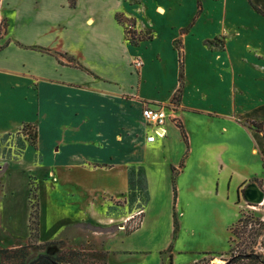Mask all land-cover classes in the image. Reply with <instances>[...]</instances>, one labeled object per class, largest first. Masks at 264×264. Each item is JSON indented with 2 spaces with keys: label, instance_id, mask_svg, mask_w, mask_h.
<instances>
[{
  "label": "crops",
  "instance_id": "0c3cea01",
  "mask_svg": "<svg viewBox=\"0 0 264 264\" xmlns=\"http://www.w3.org/2000/svg\"><path fill=\"white\" fill-rule=\"evenodd\" d=\"M144 1L155 17L178 12L177 0ZM144 3L2 0L7 25L0 39V138L32 125L36 140L31 145L21 135L18 159L0 156V248L31 236L30 205L18 210L8 182L15 164L29 174L40 172L51 191L47 209L37 194L38 177L29 176L36 181L38 241H67L82 224L103 228L92 238L105 264H185L183 226L173 234L176 211L185 219L197 200H220L235 173L237 204L249 183L257 180L264 189V0H195L192 15L177 28L179 37L190 40L200 26L209 29L201 56L189 64L183 59L177 117L187 145L171 122L163 138L146 142L150 128L143 124L142 104L170 103L179 87V63L172 84L162 85L165 58L155 33L140 30L132 13ZM116 15L152 37L131 43ZM29 149L33 158L26 161ZM129 165L144 167L149 198L138 228L126 234L124 223L134 216L124 214ZM104 198L121 200L122 206L116 203L123 211L106 214ZM238 218L239 212L229 232Z\"/></svg>",
  "mask_w": 264,
  "mask_h": 264
},
{
  "label": "rangeland",
  "instance_id": "374dc122",
  "mask_svg": "<svg viewBox=\"0 0 264 264\" xmlns=\"http://www.w3.org/2000/svg\"><path fill=\"white\" fill-rule=\"evenodd\" d=\"M35 3H38L40 0H33ZM143 3L145 2L142 0ZM204 3H207V0H203ZM2 0H0L1 6ZM22 2V1H21ZM139 0H128V3H138ZM178 9L176 13H172L169 17L159 18L152 15L149 9L144 3L143 6H139L135 9H132V13L139 20L138 28L143 30L144 28L152 29L155 33V45L156 48L160 51V54L165 58V66L163 70L159 71V79L161 84L171 85L172 79L176 76L178 72V57L177 50L183 52V59L186 60L188 64L191 62V59L196 57V55L202 54L205 49V44L202 43V38L205 33H208V28H203L200 26L194 33L192 40L188 38L179 37L178 27L186 23L189 17L192 15L195 8V0H177ZM35 7L34 3L32 4ZM160 13V10L157 11ZM156 12V13H157ZM4 16V15H3ZM0 13V29L6 28V19ZM120 23L123 28L126 27L129 31L132 32L131 36L134 39H131L129 34H126L128 40L131 43H135L138 39H148L151 38L152 33L148 30L138 33L136 27H134V20L124 18L122 15H118ZM124 20H126L124 26ZM125 30V28H124ZM2 31V30H1ZM3 38V33H0V39ZM174 39H178L179 42L175 41L173 44L177 48L171 46ZM137 60V59H136ZM133 65V64H132ZM33 131V130H32ZM26 133V132H25ZM24 133V134H25ZM13 137L8 138L5 141L0 140V156L4 159L7 155L11 156V159L17 160L21 152L17 148V141ZM25 139L30 140L29 137L24 135ZM21 139L23 137L21 136ZM33 145V141H29ZM32 151L29 149L25 153V160L30 161L33 157L31 155ZM254 163V161H252ZM27 167L15 164L9 169L10 180L8 181L13 187L14 196L16 198V207L22 212L24 209L30 205L31 208V218H30V239L25 243L13 246V247H1L0 250H11L17 249L19 253L18 257H26L31 260L36 255L40 253H47L50 255L62 256L64 259L63 264H105L103 253L101 249L95 248V232H104L103 228H97L91 224H82L78 228L80 230H72V233L67 235L68 240H60L54 242L40 243L37 239L38 233V197L43 200L44 206L49 209V201L51 197V191L46 186L44 182L41 181L40 172H35L34 174L28 173ZM257 171L258 164H257ZM241 173V170H240ZM37 178V194H36V181L31 177ZM240 174L235 173L234 179L230 184L224 185L221 189L223 194L220 200L215 199H199L197 202L193 203L189 210H191V216L186 215L185 219L181 216L177 220L179 223L178 233L181 231V226H183L182 236L184 237V244L187 246L185 249L184 256H180V261H185V264H224L232 255L238 253L240 250L245 249L249 250L253 245L247 239L246 241L240 233L242 232L241 225L235 223L233 225L236 234H229V227L235 222L236 213L239 212V218H248V223L255 222V220L264 219V202L262 205L258 206H248L247 203L242 198V192L238 198L237 204V185L236 180ZM5 175L1 174L0 178L3 179ZM29 177V178H28ZM0 179V180H1ZM258 188L264 193V189L261 186V183L253 181ZM229 183V182H227ZM27 184L28 189L27 191ZM176 187V186H175ZM2 190V188H0ZM177 194V193H176ZM137 199L135 202H131L129 205L127 203V198L124 201V214L127 212L134 213V218L127 220L124 223L125 225L130 221L128 228L134 227L138 224L140 216H138L142 210L143 197L142 193L136 194ZM28 196V201L26 200ZM104 206L107 211L109 208L112 215L119 214L123 211L122 207L115 205L116 202L120 203L122 206L121 200L117 201L115 199L110 200L104 198ZM140 206L139 208H136ZM111 215V214H110ZM18 226H20L18 224ZM249 229V227H248ZM76 233H79L80 236H75ZM239 233V234H238ZM264 233V231L262 232ZM93 237V238H92ZM262 240V237L258 238V242ZM245 245H247L245 247ZM205 253H210L211 255H204ZM214 254V255H212ZM192 257L196 259L194 263L189 262ZM212 258V260H211ZM189 262V263H188ZM180 264V263H177ZM184 264V263H181Z\"/></svg>",
  "mask_w": 264,
  "mask_h": 264
},
{
  "label": "trees",
  "instance_id": "16d2710c",
  "mask_svg": "<svg viewBox=\"0 0 264 264\" xmlns=\"http://www.w3.org/2000/svg\"><path fill=\"white\" fill-rule=\"evenodd\" d=\"M256 11L260 14H263L259 9H256ZM199 12V10H198ZM197 12V13H198ZM118 15H116V20L118 23H122L119 18H117ZM126 20H124V26ZM125 28V33L129 34L131 36L132 32L129 31L128 29ZM131 39H134L131 36ZM178 63H179V76H178V81H179V87L176 91V93L173 96V99L179 100L180 94H181V89L183 85V76H184V69H183V52L179 51L178 52ZM253 126L257 127L255 123H252ZM180 129L182 139L184 140L185 144L187 145V138L186 134L182 128L181 125H177ZM33 130V131H32ZM26 132V133H25ZM25 133V134H24ZM21 135H26L27 137L30 138V140L33 141V144L35 143L36 140V130L35 127L32 125H24L22 127L21 132L16 133L14 135V138L16 139L17 143V148L21 152L24 149V140L21 139ZM13 137L12 134H5L3 135L0 140L5 141L8 138ZM27 142L30 140L25 139ZM30 143V142H29ZM6 159H11L10 155L6 156ZM264 164V162H263ZM182 164L180 165V167ZM172 181H173V196L174 200L176 197V188L174 185V178H175V173L174 169L172 168ZM127 181H128V193H127V203L128 205L131 202H135L137 199V195L139 193H142L143 197V203L142 207H144L147 202H148V185H147V178H146V173L145 169L141 165H129L127 167ZM243 191V190H242ZM241 191V192H242ZM115 205L119 206L120 204L115 203ZM140 206L137 205L136 208H139ZM108 210L106 211V214L110 215L112 214L110 209L107 208ZM143 209V208H142ZM142 210L139 213L138 216L141 217ZM134 218V216H133ZM131 220V219H130ZM140 221V220H139ZM130 221H128L125 225V233L130 234L134 230H136L139 226V222L136 226L128 228ZM237 223L241 225L242 232L240 233V236L244 238L246 241L247 239L253 245L249 250L242 249L238 253L232 255L224 264H264V219L263 220H255V222H250L251 224L248 223V218H240L237 220ZM235 227V226H234ZM232 227L230 229V234L235 235L236 231ZM249 227V229H248ZM179 229V223L176 217V214L174 213L173 215V234H176ZM239 234V233H238ZM262 237V240L258 242V238ZM247 245H245L246 247ZM19 250L17 249H11V250H0V264H63L64 259L62 256H57V255H50V254H45V253H40L36 255L33 259L29 260L26 257H18ZM204 255H211L210 253H205ZM212 260V258H211Z\"/></svg>",
  "mask_w": 264,
  "mask_h": 264
},
{
  "label": "built area",
  "instance_id": "2783aa9c",
  "mask_svg": "<svg viewBox=\"0 0 264 264\" xmlns=\"http://www.w3.org/2000/svg\"><path fill=\"white\" fill-rule=\"evenodd\" d=\"M2 32L3 28L0 29V33ZM141 65L142 64L140 60H135L133 63V67L136 70H138ZM177 111L178 101L175 99H172L170 103L163 105H152L149 103L142 104L141 118L145 127L150 128V133H147L146 135L147 143H155L156 139L164 137L163 127L167 122L178 124Z\"/></svg>",
  "mask_w": 264,
  "mask_h": 264
},
{
  "label": "water",
  "instance_id": "95a60500",
  "mask_svg": "<svg viewBox=\"0 0 264 264\" xmlns=\"http://www.w3.org/2000/svg\"><path fill=\"white\" fill-rule=\"evenodd\" d=\"M242 198L248 206L254 207L263 204L264 193L254 182H252L243 189Z\"/></svg>",
  "mask_w": 264,
  "mask_h": 264
}]
</instances>
